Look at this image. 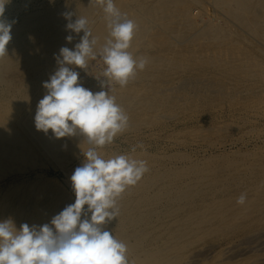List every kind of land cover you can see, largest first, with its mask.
I'll use <instances>...</instances> for the list:
<instances>
[{
    "label": "bare ground",
    "instance_id": "bare-ground-1",
    "mask_svg": "<svg viewBox=\"0 0 264 264\" xmlns=\"http://www.w3.org/2000/svg\"><path fill=\"white\" fill-rule=\"evenodd\" d=\"M113 3L137 25L128 51L147 64L126 86L112 82L129 127L97 152L144 160L148 171L117 198L108 230L128 264H264V0ZM0 4L12 23L0 57V221L19 230L74 203L71 176L91 146L35 127L54 57L83 36L62 13L86 18L97 38V58L73 66L93 93L108 79L99 51L111 37L99 0Z\"/></svg>",
    "mask_w": 264,
    "mask_h": 264
},
{
    "label": "clouds",
    "instance_id": "clouds-1",
    "mask_svg": "<svg viewBox=\"0 0 264 264\" xmlns=\"http://www.w3.org/2000/svg\"><path fill=\"white\" fill-rule=\"evenodd\" d=\"M99 2L104 6L111 37L99 51L108 79L97 78L101 90L95 93L79 82V72L73 66L84 69L90 59L97 58V38L92 36L86 18L73 21V12H63L68 21L66 29L83 32V36L74 48L62 47L54 57L58 68L43 83L47 92L34 117L38 131L47 134L51 130L56 139L80 135L91 145L71 176L75 201L50 224L24 223L17 230L11 218L0 221V264H128L126 245L107 225L119 214L117 198L148 171L147 162L123 154L105 159L97 148L111 144L129 127L128 116L109 94L112 82L126 86L138 69L145 68L147 60L134 58L128 51L137 28L135 22L120 12L113 0ZM3 13L4 4H0V57L8 55L12 40V23L3 19ZM66 40L71 43L73 36ZM245 202L246 194H241L237 203Z\"/></svg>",
    "mask_w": 264,
    "mask_h": 264
},
{
    "label": "rangeland",
    "instance_id": "rangeland-1",
    "mask_svg": "<svg viewBox=\"0 0 264 264\" xmlns=\"http://www.w3.org/2000/svg\"><path fill=\"white\" fill-rule=\"evenodd\" d=\"M15 1V0H14ZM3 19H4V13H3Z\"/></svg>",
    "mask_w": 264,
    "mask_h": 264
}]
</instances>
